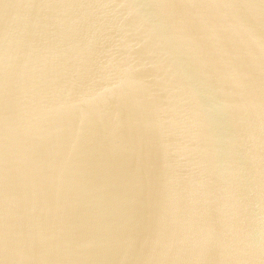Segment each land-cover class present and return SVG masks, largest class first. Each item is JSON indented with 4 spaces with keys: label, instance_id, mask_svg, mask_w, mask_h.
Wrapping results in <instances>:
<instances>
[{
    "label": "water",
    "instance_id": "water-1",
    "mask_svg": "<svg viewBox=\"0 0 264 264\" xmlns=\"http://www.w3.org/2000/svg\"><path fill=\"white\" fill-rule=\"evenodd\" d=\"M0 264H264V0H0Z\"/></svg>",
    "mask_w": 264,
    "mask_h": 264
}]
</instances>
